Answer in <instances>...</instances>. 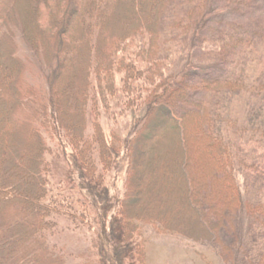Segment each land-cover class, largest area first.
Wrapping results in <instances>:
<instances>
[{
	"label": "trees",
	"instance_id": "obj_1",
	"mask_svg": "<svg viewBox=\"0 0 264 264\" xmlns=\"http://www.w3.org/2000/svg\"><path fill=\"white\" fill-rule=\"evenodd\" d=\"M19 1L0 0V264H71L53 237L63 218L79 229L100 222L97 186L124 162L118 215L141 264L144 224L218 242L235 236V221L243 244L251 218L261 245L252 264H264V1ZM224 10L234 19L211 25ZM105 110L118 121L111 131ZM160 124L177 126L181 155L172 175L163 170L172 197L160 185L152 208L145 184L161 167L144 156ZM54 142L97 185L90 195L58 180Z\"/></svg>",
	"mask_w": 264,
	"mask_h": 264
},
{
	"label": "rangeland",
	"instance_id": "obj_2",
	"mask_svg": "<svg viewBox=\"0 0 264 264\" xmlns=\"http://www.w3.org/2000/svg\"><path fill=\"white\" fill-rule=\"evenodd\" d=\"M19 3L20 1L18 0ZM234 17L229 10H224L213 14L209 19V23L215 25L219 22L233 20ZM177 45V49L185 50L187 53L185 45H181V42L177 43ZM25 46L23 47L27 54L32 55L27 44ZM253 53L261 56L262 51L255 50ZM32 62L34 63L33 67L37 70L36 73H33V76H36L37 82L47 88V76L44 69L35 60H32ZM214 72L219 74L220 71L214 70ZM37 73L42 77L37 75ZM104 112L106 113L104 123L108 130L111 131L118 124L117 118H115L116 115L113 116L106 110ZM136 115L137 113H134L129 120L125 118L119 124L120 129L126 133L129 132L130 128L136 123ZM164 126L161 124L157 126L156 130H159V133L146 144L147 149L144 156L149 162L159 165L162 169L155 174L152 180L147 181L145 184L146 193L143 201L145 202L144 204H149L152 208L159 206L154 201V197L158 195L160 185L165 186V192L169 193L167 198L170 199L172 197L173 191H171V188L175 189V185L168 184L165 181L163 170L164 173L172 175V170L174 168L178 169V159L181 155L177 126L175 124H171L169 127ZM35 135L30 136L31 139L28 141L30 145L34 143L32 138H35ZM54 147L55 153L52 159L55 162L58 180L64 179L63 181L67 183L69 191H81L83 193L82 189L84 190L85 187L90 188V185L93 184L90 183L92 180L87 181L84 177L83 169L81 167L77 168L78 165L73 157V151L68 154L58 145V142H54ZM32 152L33 149L30 148L25 156L32 154ZM124 163V168L121 170L116 169L110 174L109 183L106 187L97 186L96 184L91 185H96L99 190L104 192V196L95 193V197L99 201H96L93 195L91 196L94 198L101 215L100 222H96L94 227L79 229L72 220L63 218V231L53 237L54 243H58L61 247L66 248L67 253H70L71 264H141L139 256L134 254L135 245L124 240L122 223L118 215L121 199L125 196L128 181L127 162ZM87 193L89 194V192ZM163 195H166V193ZM158 198L161 199L160 196ZM178 198V196H175L172 200L175 202V209L180 211L184 207L176 203ZM253 219L249 220V226H251L249 227L250 234H248L243 244L238 229L241 223L237 224L235 221L228 222L235 236L229 237L225 235L218 242H196L183 235L163 233L154 225L144 224L142 232L145 245L148 248L149 264H252L256 256L254 254L259 252L261 246L260 240L253 231L259 221Z\"/></svg>",
	"mask_w": 264,
	"mask_h": 264
}]
</instances>
